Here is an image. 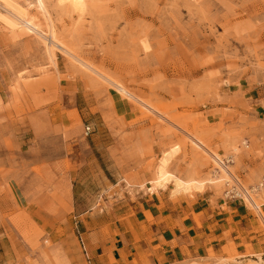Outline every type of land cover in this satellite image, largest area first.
<instances>
[{
	"label": "rangeland",
	"instance_id": "1",
	"mask_svg": "<svg viewBox=\"0 0 264 264\" xmlns=\"http://www.w3.org/2000/svg\"><path fill=\"white\" fill-rule=\"evenodd\" d=\"M0 83V264H90L151 205L173 264L264 261V0H0ZM139 226L128 264H169Z\"/></svg>",
	"mask_w": 264,
	"mask_h": 264
},
{
	"label": "crops",
	"instance_id": "2",
	"mask_svg": "<svg viewBox=\"0 0 264 264\" xmlns=\"http://www.w3.org/2000/svg\"><path fill=\"white\" fill-rule=\"evenodd\" d=\"M3 82L5 83V78H3ZM0 86L2 87L1 83ZM2 89H0V99L3 100L2 97ZM157 205L145 206L144 209H140L139 213L133 217L132 222L123 223L121 229L118 230V234L111 240L92 242L88 241L86 245V253L89 256L90 264H128L130 263L131 256L134 254L132 249H134L135 239L147 238V236H142V232L140 231V222H144L146 227H149L152 238L156 241V243H161L160 240L163 239L165 245H161L162 253H166V255H162V258L169 264H173L175 262H181L186 260V253L189 252L191 255H195L196 253L201 254L197 249H192L189 245H187V249L185 248L184 243L188 242L189 238L187 235L177 236L176 238L169 236L168 233H172L169 231V225L174 222L172 219H168V215H161L160 218H157L156 212ZM150 215V216H149ZM152 218V221L148 218ZM173 227V226H172ZM154 228V229H153ZM167 229V230H166ZM173 241L176 242V247L173 246Z\"/></svg>",
	"mask_w": 264,
	"mask_h": 264
},
{
	"label": "bare ground",
	"instance_id": "3",
	"mask_svg": "<svg viewBox=\"0 0 264 264\" xmlns=\"http://www.w3.org/2000/svg\"><path fill=\"white\" fill-rule=\"evenodd\" d=\"M70 1H71V5L76 9H80L83 5V0H70ZM137 102H139V101H137ZM140 103H142L144 107H147L143 102L140 101ZM84 136H85V129H84ZM194 143H196V142H194ZM195 145L197 148L202 150L204 153L209 154L210 151L209 152L206 151L205 146H203L201 143H196ZM177 150H178V148H173L171 151L165 153L163 155V157L161 158L159 165L157 167V171H156L157 179L154 181V186H155L156 190H161V189H164L168 184H171L173 194H175V195H177V194H188L191 191V186H189L188 183L186 184V183L182 182L181 180L173 177L172 175H170L169 173L166 172L168 162L177 153ZM210 156H211L214 164L219 168L218 170L220 171V173L224 177H228V178L231 177V172L228 169V167L223 163V161L221 159H219L217 156H214V155H210ZM200 188L195 187L196 190H199ZM245 193H246L245 194L246 195L245 196L246 201H248L249 204L255 210H257V212H260V208L257 205L256 201L254 200L253 196L249 192H245ZM247 261L249 263H243V262L241 263L240 262L239 264H264V261L260 258L254 260V261L253 260H247Z\"/></svg>",
	"mask_w": 264,
	"mask_h": 264
},
{
	"label": "built area",
	"instance_id": "4",
	"mask_svg": "<svg viewBox=\"0 0 264 264\" xmlns=\"http://www.w3.org/2000/svg\"><path fill=\"white\" fill-rule=\"evenodd\" d=\"M90 134V128L85 127V136H88Z\"/></svg>",
	"mask_w": 264,
	"mask_h": 264
}]
</instances>
